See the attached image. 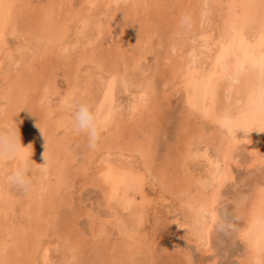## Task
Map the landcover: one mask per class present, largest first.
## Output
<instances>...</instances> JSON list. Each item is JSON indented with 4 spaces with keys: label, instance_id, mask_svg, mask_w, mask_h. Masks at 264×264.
Listing matches in <instances>:
<instances>
[{
    "label": "rangeland",
    "instance_id": "1",
    "mask_svg": "<svg viewBox=\"0 0 264 264\" xmlns=\"http://www.w3.org/2000/svg\"><path fill=\"white\" fill-rule=\"evenodd\" d=\"M19 3L23 13L15 20L7 13L0 17V126L12 125L13 117L31 149L47 143L52 133L68 136L70 146L77 139L80 154L69 161L64 184L39 216L25 210L28 191L9 182L17 162L0 165V189L2 185L17 202L6 211L3 205L0 232L13 226L29 229L31 221L44 224L47 233L31 252L38 264H245L249 249L240 234L245 221L235 200L264 188V131L255 129L264 123V109L228 117L219 98L205 90L207 78L233 60L212 0H126L127 7H118L117 0ZM47 10L64 30L54 44L37 33L36 24L45 22ZM250 30L237 41L239 65L260 71L264 35ZM7 77L23 83L11 97L5 95ZM81 101L98 113L95 148L71 124ZM61 115L68 119L65 128L55 126ZM228 124L250 132L230 135ZM229 145L232 152L226 154ZM31 159L36 163L34 187L40 161L33 154ZM107 175L117 181L115 188L111 181L103 182ZM47 177L53 183L57 178ZM217 191L214 220L193 198ZM224 219L234 227L220 230L217 221ZM4 240L11 242L12 236ZM4 240L0 236V248Z\"/></svg>",
    "mask_w": 264,
    "mask_h": 264
},
{
    "label": "bare ground",
    "instance_id": "2",
    "mask_svg": "<svg viewBox=\"0 0 264 264\" xmlns=\"http://www.w3.org/2000/svg\"><path fill=\"white\" fill-rule=\"evenodd\" d=\"M19 1L20 0H0V17L4 13H7L10 16V18L15 20L17 18V16L22 11L20 9L21 4L19 3ZM212 2H213V6H215L218 9V11L220 12V15H221V18H222V28L220 30H221V33H222L223 41L226 44V46L228 47V49H229L228 52L232 51V53H233V60H232V62L230 64L229 68L226 69L224 67V64H221V67L217 70V72L215 74H213L210 77L207 75L209 78H207L206 83L204 85L205 88H206L205 90L207 91V93H208V95L210 97L217 96L219 98L221 106H222V109H221L222 112H223L222 114H224L225 116H228V117L229 116H232V117L233 116H237V117H240V118L244 117V116L248 117L257 108H259V104L257 103V101L254 98V89H255V86L257 84V80H258V76H259V72L260 71H259L257 66H256L257 68L250 67V66L245 67V68H241L239 63H240V60L242 59V55L240 54V52L237 49L238 48L237 41L240 40L244 36V33L247 30H249V29L252 30V28L258 29L264 35V23H262V10L260 8L261 0H212ZM43 13L46 14V15L43 14V18H45V22L41 21V23L39 25L36 24L37 33L39 34L40 38L48 40V43L50 42V43L54 44L56 41L59 40L58 38L64 36V30L62 29L61 26L58 25L59 23H56L57 19L56 20L54 19V16H53L54 14H53V12L51 10H49V11L47 10L46 12H43ZM43 18H41V20H43ZM5 21H7V20H5ZM2 24H1V26H2ZM5 25L6 24H4V27H5ZM34 27H35V25H34ZM1 29H3V28H1ZM254 35L256 36V34H254ZM47 46H48V44L45 47H47ZM48 47L50 48V45ZM52 48H53V46H52ZM225 49H226V47H225ZM84 56H82V58ZM255 57H256V55H255ZM262 62H263V60H262ZM226 75H228L229 78H225ZM27 76H28V74H27ZM5 79H6V86H7V92H5V95L11 97L13 92H15V90H17L16 88L19 87V85H21L20 82L22 83V81L19 79V77L18 78H16V77H7ZM34 88H33V90H34ZM21 89H22V87H21ZM35 89H37V88H35ZM49 94H51V93L49 92ZM21 99H22V96H21ZM14 102H16V101L14 100ZM220 103H219V105H220ZM206 104H205V107L207 106ZM197 105H199V104H197ZM52 107H53V105H52ZM202 110L204 111L206 109H202ZM64 111H66V110H64ZM50 113H52V112H50ZM49 115H51V114H49ZM16 116H17V113H16ZM56 116H57V114H56ZM44 118L45 117H43V120H45ZM220 119H221V117H220ZM14 120L15 119H13V117L10 118V121H11L12 125H13ZM49 120H51V119H49ZM227 120H228V118L226 119V121ZM236 120L237 119H235L234 121H236ZM67 121H68V119L66 120L65 117L62 116L60 118V120L55 123V126H57V128L58 127L62 128L64 126L66 127L67 126L66 125ZM69 122H70V118H69ZM228 122H229V120H228ZM220 123H222V122H220ZM51 124H53V123H51ZM39 126H41V125H39ZM230 126L231 125L228 124L227 128H229ZM55 129L56 128H54V130ZM54 130H53V132H54ZM64 137H65V139H63L62 137H61L62 139L56 138V136L53 135V133H52L50 135L49 139L46 141L47 143H42V144H39V145H35L36 147L31 149L33 156H36L39 159V161H40V169L43 168V169H45V171H41V176L39 177L38 184L34 185V187H32V189L29 190L28 193L25 195L24 203L28 207V209H25V210L26 211L28 210V212L29 211H31V212L32 211L33 212L36 211V212H38V216L43 214V210L45 209L47 204L51 202V199L53 197L57 196V194H58V192H59V190L61 188V185L64 184V181L66 180V175L65 174H66L67 170H69V166H68L69 161L72 158L74 159L76 156L78 158V156L80 154V151H79L80 147L78 148V146L76 145V140H77L76 137H75L76 140H74V138L72 139V140L75 141V144H72V143H74L72 141V143H71L72 146H70V142L67 141V139L70 140L69 137L68 136H64ZM77 137L79 138V136H77ZM20 140H21L22 146H24V147L29 146L30 147V145H27L25 140H23L21 138H20ZM30 143H32V142H30ZM259 143H257V144H259ZM77 144H78V140H77ZM79 144L82 145V143H80V142H79ZM146 144H148V143H146ZM75 145H76V147H75ZM139 145H140V143H139ZM225 146H226V144H225ZM71 147L72 148L74 147L73 148L74 151L71 150ZM83 148L84 147H81V150ZM227 148H228V150H227L226 154L231 153L232 149L230 148V145ZM137 149L141 151V149H143V143H142V146H139V148L137 147ZM86 150H88V149H86ZM86 150L84 152L83 151L82 152L85 153ZM220 150H221V148H220ZM78 151H79V154H78ZM146 151H148V150H146ZM59 155H60V162H57V161H59L58 160L59 159L58 158ZM63 156H64V159H61V158H63ZM46 157H47V164H43V163H46ZM7 161H9V160H7ZM225 161L227 162V160H225ZM6 164L7 163L5 161V162H3L0 165L2 167H4ZM41 164H43V165H41ZM228 171H229V166H228ZM110 174H112V173H110ZM48 175L49 176L55 175L57 177L55 183H53L52 180L47 177ZM109 181H111L110 183H112V187L115 188L116 184H117V181L114 180L112 182L111 176L107 175L106 178L103 180V182L105 183V182H109ZM120 181H121V179H120ZM41 188L48 189L49 190L48 194H46L45 196L43 194H41V192L43 191ZM2 189H3V186L1 185V189H0L1 201L0 202H2V203H0V206H1L0 207V212H1V209H2L3 205H5V207L2 209V211H6V208L7 209L14 208V206H15L14 201H15V203H17L16 200L13 198L12 194H9L7 190L3 191ZM40 190H42V191L40 192ZM258 190H259V188H258ZM261 190L262 189H260L259 191L255 192L256 194H253L254 195L253 197L246 196L247 199L244 202L243 210H242L241 213L238 214L245 221L244 222L245 228L242 230V233H240V234L243 235V237L246 239L247 246H248V249H249V253L246 254L247 258L245 257L246 258L245 264H249V262L251 260H253V262H255V261L258 262L259 264H264V245L261 242L262 239L264 240V201H262L260 199V196H259V192ZM43 192L45 193V191H43ZM218 192L219 191L212 193V195L209 196V197H205L202 194V195H197L195 198H193V199H195V202L201 207V209L204 208L206 211L209 210V212L212 213L210 217H213V218L216 217V215H217L215 213L214 206L218 202ZM110 200H111V198H110ZM191 205H193V204H191ZM198 209H199V207H198ZM206 215H208V214H206ZM36 217H37V215H36ZM5 218H6V216H5ZM6 223H7V221H6ZM32 223H34V224H32ZM43 225H41V224L39 225V223L31 221L29 229L22 230V229H19V228L13 226V227H10L9 229L6 228L7 231H4V230H3L4 232L1 231L0 232V236H3V240H4L5 237L12 236V241L8 242L7 240H4V242L1 244L2 247L0 248L1 249V251H0V264H36L37 261H36V259H34V257L31 254V252H34L35 249L37 250V246L40 244L39 236L41 234H43L44 231H46L44 229ZM209 225L210 226H208V228L206 227L207 232H210V228L212 226L211 224H209ZM124 226L127 227V224L124 223ZM257 226H259V229L257 228ZM3 228H4V226H3ZM125 229H127V228H125ZM212 229H213V227H212ZM205 231H203V232H205ZM239 232H241V230ZM46 233H47V231H46ZM6 235H8V236H6ZM200 236H202V235H200ZM75 256H76L75 260H76V262H78L77 260H78L79 256L77 255V253H75Z\"/></svg>",
    "mask_w": 264,
    "mask_h": 264
},
{
    "label": "clouds",
    "instance_id": "3",
    "mask_svg": "<svg viewBox=\"0 0 264 264\" xmlns=\"http://www.w3.org/2000/svg\"><path fill=\"white\" fill-rule=\"evenodd\" d=\"M261 3H264V0H261ZM117 6L127 7L126 0H117ZM125 19L128 21L127 14ZM185 22L186 18H182L181 23ZM254 98L261 109H264V65H261L260 67L257 84L254 89ZM72 125L78 133H83L87 136L90 147H96V142L100 134V127L98 113L92 105L86 101L79 102L72 114ZM256 128L264 131V123H258L255 129ZM241 129L250 132V129L243 125L233 129L232 131H229L228 129H226V131H228L231 135L233 132L237 133ZM31 155V148L29 146H22L19 130L15 124L0 126V164L7 160H14L17 162L16 167L13 169L8 179L10 183L23 189L24 191L31 190L33 186L31 173L36 168V163H34L31 159ZM43 164H47V157L46 163ZM39 170L45 171L43 168ZM259 196L260 199L264 201V190L259 192ZM246 199L247 197L244 195L238 196L235 200L236 207L239 204H243ZM217 225L222 231L229 230L233 226L226 219L218 220ZM188 231H190V229H188Z\"/></svg>",
    "mask_w": 264,
    "mask_h": 264
},
{
    "label": "snow or ice",
    "instance_id": "4",
    "mask_svg": "<svg viewBox=\"0 0 264 264\" xmlns=\"http://www.w3.org/2000/svg\"><path fill=\"white\" fill-rule=\"evenodd\" d=\"M260 8H261V10H262V23H264V3H261V4H260ZM228 130H229V131H232L233 129H232V128H228ZM262 190H264V189H262ZM243 205H244V203H243V204H239V205H237V207H236V211H237L238 214L242 212V210H243ZM238 218H239V216H238ZM214 219H215V217H214ZM232 227H234V225H233Z\"/></svg>",
    "mask_w": 264,
    "mask_h": 264
}]
</instances>
